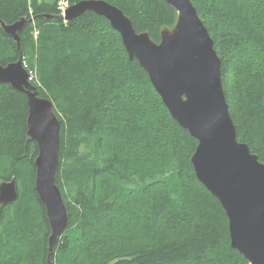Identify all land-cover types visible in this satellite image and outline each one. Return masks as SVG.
<instances>
[{
  "label": "trees",
  "instance_id": "trees-1",
  "mask_svg": "<svg viewBox=\"0 0 264 264\" xmlns=\"http://www.w3.org/2000/svg\"><path fill=\"white\" fill-rule=\"evenodd\" d=\"M59 1L0 0L4 22L26 18L20 47L0 26V66L22 56L40 96L55 104L56 183L70 225L50 262L27 98L0 82V183L15 178L19 191L0 204V264H250L231 244L222 204L196 176L197 139L173 119L107 19L91 11L66 22L42 16L60 15ZM105 1L157 43L177 20L165 0ZM191 1L222 59L237 138L264 162V0Z\"/></svg>",
  "mask_w": 264,
  "mask_h": 264
},
{
  "label": "water",
  "instance_id": "water-1",
  "mask_svg": "<svg viewBox=\"0 0 264 264\" xmlns=\"http://www.w3.org/2000/svg\"><path fill=\"white\" fill-rule=\"evenodd\" d=\"M177 12L173 27H163L160 42L138 33L118 6L105 0H81L65 16L72 20L87 11L107 19L120 33L130 60H137L173 119L198 141L191 162L198 180L220 201L229 220L231 244L250 264H264V162L237 138L222 82V59L191 0H165ZM25 20L1 28L13 35ZM17 62L0 66V82L27 98V135L38 146L35 188L51 220L50 252L70 221L56 176L60 166L62 121L53 101L41 97L30 73ZM15 178L0 183L2 206L17 200Z\"/></svg>",
  "mask_w": 264,
  "mask_h": 264
},
{
  "label": "bare ground",
  "instance_id": "bare-ground-1",
  "mask_svg": "<svg viewBox=\"0 0 264 264\" xmlns=\"http://www.w3.org/2000/svg\"><path fill=\"white\" fill-rule=\"evenodd\" d=\"M44 18H52V17H58V18H60V15H52V14H44V15H42ZM22 19H24L25 20V23H26V18H22ZM61 19V18H60ZM62 19H64V18H62ZM25 23H24V25H25ZM24 27V26H23ZM23 29V28H22ZM22 31V30H21ZM20 31V32H21ZM20 32L18 33V35H19V37H20ZM10 35V34H9ZM12 37H13V35H11ZM13 39L15 40V38L13 37ZM15 42H17L16 40H15ZM20 42H21V38H20ZM20 42L18 43V45H19V47H20ZM22 57V56H21ZM18 61V60H17ZM17 61H15V62H17ZM24 62V61H23ZM11 63H13V62H11ZM24 64V63H23ZM8 65V64H7ZM30 81H31V83H32V80H31V74H30ZM33 84V83H32ZM34 85V84H33ZM40 92V91H39ZM50 99V98H49ZM52 100V99H51ZM53 101V100H52ZM54 103V102H53ZM55 105V104H54ZM56 108V107H55ZM57 113V112H56ZM58 115V114H57ZM60 118V117H59ZM28 136V135H27ZM12 180V179H11ZM10 181V180H9ZM65 200V199H64ZM65 204H66V202H65ZM66 207H67V204H66ZM46 208V207H45ZM67 209H68V207H67ZM46 214H47V210H46ZM68 214H69V211H68ZM47 217H48V215H47ZM48 220H49V223H50V227H51V220L49 219V217H48ZM69 225H70V221H69ZM69 225H68V227H67V229L69 228ZM63 234H61L59 237H58V240H57V242L59 241V238L62 236ZM51 236H52V228H51V235H50V238H51ZM50 238H49V241H50ZM56 242V243H57ZM55 243V244H56ZM53 251L52 252H50L49 253V261L51 262V258H52V256H53Z\"/></svg>",
  "mask_w": 264,
  "mask_h": 264
},
{
  "label": "built area",
  "instance_id": "built-area-1",
  "mask_svg": "<svg viewBox=\"0 0 264 264\" xmlns=\"http://www.w3.org/2000/svg\"><path fill=\"white\" fill-rule=\"evenodd\" d=\"M70 6L69 0H60L58 2V9L60 11V15H65L66 9Z\"/></svg>",
  "mask_w": 264,
  "mask_h": 264
},
{
  "label": "rangeland",
  "instance_id": "rangeland-1",
  "mask_svg": "<svg viewBox=\"0 0 264 264\" xmlns=\"http://www.w3.org/2000/svg\"><path fill=\"white\" fill-rule=\"evenodd\" d=\"M64 21L66 22L67 20H65L64 19ZM38 30H36L35 32H34V37H35V39L37 38V35H38ZM24 66L26 67V65L24 64ZM30 74H32L33 75V78H34V80L36 79V74H35V72H30V70L28 71ZM37 80V79H36ZM38 81V80H37Z\"/></svg>",
  "mask_w": 264,
  "mask_h": 264
}]
</instances>
